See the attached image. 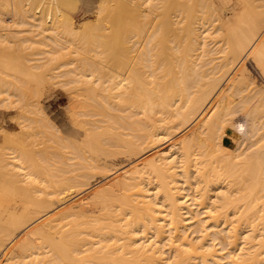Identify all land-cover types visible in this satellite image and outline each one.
I'll use <instances>...</instances> for the list:
<instances>
[{"label":"bare ground","instance_id":"1","mask_svg":"<svg viewBox=\"0 0 264 264\" xmlns=\"http://www.w3.org/2000/svg\"><path fill=\"white\" fill-rule=\"evenodd\" d=\"M247 57L264 79V0H0V95L48 126L60 84L74 121L47 157L0 145V264H264Z\"/></svg>","mask_w":264,"mask_h":264},{"label":"rangeland","instance_id":"2","mask_svg":"<svg viewBox=\"0 0 264 264\" xmlns=\"http://www.w3.org/2000/svg\"><path fill=\"white\" fill-rule=\"evenodd\" d=\"M145 5H144V7L146 8L148 4L146 6ZM87 15H88V17L85 18L86 21L89 20L90 22H92V20L94 18H96L95 13L91 14V16L93 18L90 16L89 13H87L86 16ZM87 18H90V19H87ZM95 20L96 19H94L93 21H95ZM90 22H89V24H90ZM93 23L95 24L96 22H93ZM94 24H92V25H94ZM94 26L96 27V25H94ZM22 34H24V33H22ZM31 51H32V49L31 50L27 49V52H31ZM244 62L248 68L247 72L249 73V75L253 76V78H255L254 79L255 84L260 83L264 86V81H263L264 79L262 78L260 71L257 70L258 68L253 64L251 59L247 57V58H245ZM255 68H257V69H255ZM260 84L258 86H260ZM54 87H56V86H54ZM59 87H61V88H59ZM50 91H46L45 95H43V97L41 98L42 100L40 103L44 107V109L46 110L47 114L49 115L50 121L48 123L49 124L48 126L45 123L39 121L38 115L34 114L35 115L34 116L33 112L29 111V113L28 112L26 113L25 112L26 110L23 109L24 111L22 112V109L20 110V107L18 109V107L15 106L14 103H17L19 101L13 100L14 97H15V99L17 98L16 96H11V97H9L10 99H8L7 98L8 96L7 97L4 96L5 94L4 95L2 94V96L0 95V145L1 146L8 145V146L15 148L16 151H18V152L27 153V154L29 153L32 156H36V157H38V156L41 157L38 154H44V156H46V155L49 156V154L52 152L51 149H53V147H55V145H56V144H54L55 143L54 142V140H55L54 139V137H55L54 136V130H55V133H56V130H58L59 132L62 130L63 133L60 132L62 134H64V130H66L68 133L71 131V130H69L71 127L70 123H72V124L74 123V121L72 119L73 116H71V118L69 116V115H72V114H70L71 113L70 108L73 105V99L71 98L69 91L66 90L65 86L62 87L60 84L57 85L56 88H53L51 93H50ZM2 97L5 98V100ZM69 98H71V99H69ZM9 101H11V102H9ZM13 101H16V102L13 103ZM11 104H13V105H11ZM19 104L22 106V104L20 102H19ZM21 112L23 113V115L25 113V116L28 118L23 116L21 114ZM237 115L239 116V114H236L235 116H237ZM22 116L24 117L23 118L24 120L21 119ZM71 120H72V122H71ZM21 121L23 123H20ZM228 133L231 134V132L229 130H228ZM64 135L69 137V134L66 135V133H65ZM6 136L10 137L8 141H6L7 140ZM223 141L225 143H229V144L232 143V140L228 135H225L223 137ZM121 156L122 157H120V155L114 156L113 157L114 160L111 158L108 161V163L111 162L112 160H113L112 162L115 163L118 159L117 164L119 163V161H123V164H124V163H126L125 157H126V159L127 158L129 159L128 162L132 160L131 158H129V155L127 156L126 154H121ZM36 157H34V158H36ZM118 157H120V158H118ZM115 159H116V161H115ZM122 159H124V160H122ZM112 162L110 165L113 164ZM128 164H132V161H131V163L129 162ZM44 165H46V164H44ZM113 165H115V164H113ZM97 174H96V176L93 177V179L98 176ZM80 196L82 197L81 198L82 201L86 202L87 200L86 201H84V200L88 199V197L90 196V193L89 192H86V193L83 192ZM77 197H79V196H77ZM19 204H20V206L18 205L19 208H17L18 207L17 205L16 206L14 205V207H15L14 210H16L17 214H19L18 212H20L22 207H23V205L21 203H19ZM21 213L22 212H20V214ZM224 235H225L224 233H223V235H222V233L218 234L219 239H217L216 241L214 240V243L216 244L217 248H221L219 253L222 252V254H223L225 252L224 255H226L227 254L226 252H228V250H230V246L227 243H225V245H224V242L227 241L225 239ZM238 246H240V245H238ZM227 258L230 259L229 257L224 256V258L220 261L221 264H228Z\"/></svg>","mask_w":264,"mask_h":264}]
</instances>
